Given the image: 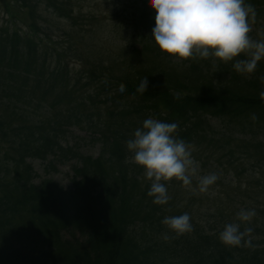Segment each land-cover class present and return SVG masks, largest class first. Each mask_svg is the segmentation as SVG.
<instances>
[{
    "label": "trees",
    "instance_id": "1",
    "mask_svg": "<svg viewBox=\"0 0 264 264\" xmlns=\"http://www.w3.org/2000/svg\"><path fill=\"white\" fill-rule=\"evenodd\" d=\"M15 1L21 5L9 2L6 6L13 25L4 26L7 30L0 27V149L6 160L4 173L0 172V264H188L190 260V264H264V251L254 250L264 246V203L252 205L253 221L239 223L241 231L253 229L239 246L220 240L225 219L216 221L209 231L195 226L178 235L162 221L185 214L184 209L176 208L183 205L179 191L164 205L153 203L154 197L148 196L152 181L128 164L127 148L131 134L146 120L141 115L156 114L149 118L182 125L173 136L197 148L200 155L204 153L202 159L198 156L202 162L213 159L214 171L227 170V156L242 166L239 170L232 166L220 177L219 189L227 198L263 186L264 100L259 93L264 91L260 79L264 73L260 78L257 74L241 78L224 61L216 59L214 67L211 59L196 54L178 71L149 40L150 0H142L140 22L134 18L129 24L131 39L122 37L126 46L109 54L102 43L95 45L100 57L96 62L84 48L81 60L96 66L88 70L87 78L74 77L71 63L61 64L67 48L59 49L44 23L37 22L43 19L36 10L37 0ZM258 1L244 0L253 8ZM45 2L53 13L65 16L59 4L64 0ZM17 21L31 30L16 28ZM43 21L47 23L45 18ZM54 53L59 59L50 71L46 58ZM164 63L169 75L166 85L160 77L165 73ZM116 65L123 67L120 73ZM226 70L222 79L220 74ZM145 77L148 89L142 94L136 89ZM95 80L99 85L82 97V88ZM102 84L104 90L100 91ZM121 84L125 85L123 92ZM96 99L105 103L103 108L95 105ZM206 111L218 112L220 133L201 128ZM72 126L96 131L101 145L96 158L64 146L62 140ZM235 126L238 140L225 129ZM49 158L59 164L76 160L70 188L51 179L33 182L35 171L29 160ZM251 172L259 175L258 185L237 183V176ZM177 181L172 178L161 183L168 191ZM195 199L193 193L190 200ZM143 225L150 229L155 247L143 243L137 229ZM176 239L179 248L170 250L166 243ZM249 239L250 246L246 245ZM167 254L178 256L170 259Z\"/></svg>",
    "mask_w": 264,
    "mask_h": 264
},
{
    "label": "clouds",
    "instance_id": "2",
    "mask_svg": "<svg viewBox=\"0 0 264 264\" xmlns=\"http://www.w3.org/2000/svg\"><path fill=\"white\" fill-rule=\"evenodd\" d=\"M155 10V27L152 37L164 52L181 59H189L195 53L201 58H213L224 62L232 61L245 53L247 59H238L234 69L241 74H251L257 63L264 58V40L250 38L251 31L248 17L255 19L252 5H245L244 0H150ZM264 83V77H261ZM148 77H145L136 91L144 93L148 89ZM125 85H120V91ZM264 100V91L259 93ZM256 119L255 116L252 117ZM178 125L165 123L157 119H146L143 127L138 128L134 138L127 141L128 150L133 153L132 160L146 169V177L152 181L148 196L154 197L153 203L164 205L169 196L162 180L172 178L183 181L185 186L191 183V175L197 171L196 162L191 159L190 145L177 140L173 134ZM217 179L215 174L199 178V190L206 192L208 186ZM254 211L241 210L237 216L241 221H250ZM178 235L190 232V216L165 217L162 221ZM253 231L252 228L240 230V224H227L220 234L225 245L239 246ZM167 239V236H165ZM251 245V240L246 241Z\"/></svg>",
    "mask_w": 264,
    "mask_h": 264
},
{
    "label": "rangeland",
    "instance_id": "3",
    "mask_svg": "<svg viewBox=\"0 0 264 264\" xmlns=\"http://www.w3.org/2000/svg\"><path fill=\"white\" fill-rule=\"evenodd\" d=\"M3 5H6L5 1H0ZM61 10L64 13L63 19L59 18V14L52 13V11L47 12L45 10H38V12L45 13L43 15V19L45 18L47 23L43 21V19H37V22L44 23V28L47 33L53 37V39H57L60 37L58 41L59 49L63 47L67 48L64 56L65 58L61 59L62 62H69L72 65V74L75 77H80L85 79L87 78L88 70L91 72L92 69L95 68L93 64L90 63V60H81L82 56L80 55L84 48H87L86 52L88 55H91L92 61L96 62V58L98 54L95 52V45L99 47V44H103V48L109 54L117 52L123 47H125L126 41H122V37L126 36L128 39H131V35L133 31L129 28V24L134 21L140 22L141 16V0H64V4L61 6ZM71 14V17L68 15ZM74 18L73 22H70V19ZM10 15H8L3 8H0V27L5 28L4 26L13 25L10 21ZM9 22V23H8ZM29 23V22H28ZM16 28L27 30L28 32L31 30L30 27L25 26L21 22L17 21ZM251 31L249 33L250 38L253 40H264V11L263 17L260 21H258L257 25L250 26ZM6 29V28H5ZM10 29V28H9ZM8 29V30H9ZM7 30V29H6ZM12 31V30H11ZM43 38V35L41 36ZM133 37V44L136 42ZM93 45L92 47L90 46ZM51 52V50H48ZM243 58L236 57L235 59H247L245 53H241ZM170 55V54H169ZM172 61L175 62V67L179 70L181 58L177 56H172ZM59 56L57 53L53 55L47 56V65L50 66V71H54V65L56 64ZM261 60H264L262 58ZM82 62V63H81ZM123 70V67L116 65V72L120 73ZM82 71V74H81ZM255 70L254 72H256ZM261 74V72L259 73ZM85 81L82 83L84 84ZM100 82L95 80L91 83V85L83 87L81 91V96L85 97L88 94V91L91 87H95L99 85ZM100 91L104 90V86L98 87ZM96 103L99 100L96 99ZM100 107H103L102 102L100 101ZM210 125L215 128L217 134L220 133L221 128L219 127L216 119H210ZM227 132L231 134L233 139H237L239 137V129L238 127L233 128H225ZM228 133V134H229ZM70 136L63 141L64 146H73L76 148L81 154L96 156L98 154V146L96 145L94 134H92L89 130L82 129V131L76 130V128L71 129L69 134ZM197 150V149H196ZM196 150H193L195 152ZM133 156V153H131ZM204 153L200 155L202 159L204 157ZM194 158V157H193ZM133 161V160H132ZM197 166V171L195 174L191 175V183L187 186L183 184V181L178 180L177 182H173L170 187H168V196L169 198L174 199V196L177 191H179L178 198L182 201V206H177L176 208L184 209V212L190 216V223L192 228L195 226H199L197 229L206 231V228H209L211 225H214L216 221L222 222V219H225V224L231 223H240L245 221H241L238 219L237 214L243 209L246 211H254L253 206L256 203L264 202V195L261 194H248V195H232V197L227 198L224 192L219 189V182L216 180L213 184L208 186L206 192H201L199 190V178L203 176H207L210 174L217 175V171H213L214 162L213 159L203 160L206 162H202L200 159H194ZM0 162L2 163V167H0V172L4 173L6 160H2L1 157V149H0ZM75 162L72 161L67 164L58 165L56 170H53L51 167L49 168L47 164H44L41 160L32 162L33 169L37 173L36 182L47 178H52L57 181L60 185H63L65 188H68L71 184V166ZM134 163V162H133ZM136 164V163H135ZM202 164L203 167L199 166ZM138 165V164H136ZM213 165V166H212ZM136 169L140 172H143L145 175L146 169L143 166H135ZM221 173V174H220ZM219 174L224 177L226 173L224 170H220ZM146 176V175H145ZM248 181H252L251 177L244 176L241 177L240 183L244 185H248ZM221 190V192H220ZM195 193V200H190V196ZM264 194V189H263ZM170 202V201H169ZM172 208V207H171ZM175 208V209H176ZM173 209V208H172ZM220 209L221 212L217 210ZM252 217L250 220L253 221ZM225 225V226H226ZM223 226V227H225ZM222 227V228H223ZM139 233L141 234V238L143 243L147 245H152L155 247V239L151 237L150 229L146 226H138L137 227ZM80 234L77 233V236ZM69 237V236H67ZM170 250H173L172 245H168ZM245 249V248H241ZM179 254V253H178ZM178 254H167L170 259H175Z\"/></svg>",
    "mask_w": 264,
    "mask_h": 264
}]
</instances>
